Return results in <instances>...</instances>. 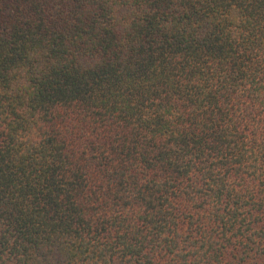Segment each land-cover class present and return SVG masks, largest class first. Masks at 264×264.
<instances>
[{"label": "trees", "instance_id": "1", "mask_svg": "<svg viewBox=\"0 0 264 264\" xmlns=\"http://www.w3.org/2000/svg\"><path fill=\"white\" fill-rule=\"evenodd\" d=\"M0 264H264V0H0Z\"/></svg>", "mask_w": 264, "mask_h": 264}]
</instances>
